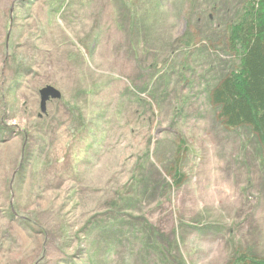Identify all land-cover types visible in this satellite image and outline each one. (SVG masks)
Instances as JSON below:
<instances>
[{
  "label": "rangeland",
  "instance_id": "rangeland-1",
  "mask_svg": "<svg viewBox=\"0 0 264 264\" xmlns=\"http://www.w3.org/2000/svg\"><path fill=\"white\" fill-rule=\"evenodd\" d=\"M248 2L0 0V264L264 260V145L211 101Z\"/></svg>",
  "mask_w": 264,
  "mask_h": 264
},
{
  "label": "trees",
  "instance_id": "trees-1",
  "mask_svg": "<svg viewBox=\"0 0 264 264\" xmlns=\"http://www.w3.org/2000/svg\"><path fill=\"white\" fill-rule=\"evenodd\" d=\"M235 30L230 51L238 57V68L213 89L211 101L227 127L248 126L264 145V0H249ZM242 260L241 264H264Z\"/></svg>",
  "mask_w": 264,
  "mask_h": 264
},
{
  "label": "water",
  "instance_id": "water-1",
  "mask_svg": "<svg viewBox=\"0 0 264 264\" xmlns=\"http://www.w3.org/2000/svg\"><path fill=\"white\" fill-rule=\"evenodd\" d=\"M60 97V93L52 87H46L45 89L41 90V112L45 113L47 102L50 100H58Z\"/></svg>",
  "mask_w": 264,
  "mask_h": 264
},
{
  "label": "bare ground",
  "instance_id": "bare-ground-1",
  "mask_svg": "<svg viewBox=\"0 0 264 264\" xmlns=\"http://www.w3.org/2000/svg\"><path fill=\"white\" fill-rule=\"evenodd\" d=\"M76 227V226H75Z\"/></svg>",
  "mask_w": 264,
  "mask_h": 264
}]
</instances>
